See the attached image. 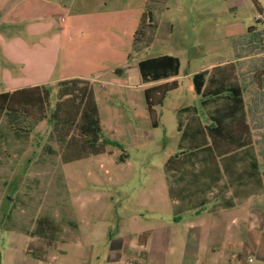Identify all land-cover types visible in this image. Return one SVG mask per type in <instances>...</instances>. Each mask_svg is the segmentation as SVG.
<instances>
[{"label":"rangeland","instance_id":"374dc122","mask_svg":"<svg viewBox=\"0 0 264 264\" xmlns=\"http://www.w3.org/2000/svg\"><path fill=\"white\" fill-rule=\"evenodd\" d=\"M20 1L15 0V4ZM49 1L50 5L45 13L37 11L34 16L24 14L12 18L14 21L0 22V33L17 37L15 41L19 40L12 44L0 37L4 40L0 41V91L11 87H28L36 82L48 84L51 92L47 112L56 102V79L59 77L101 69L100 76H105L108 80L107 77L112 76L116 67H136L141 58L163 53H178L190 58L187 60L184 57L182 73L178 78L179 86L167 92L162 102L153 107L155 116L150 119L146 115L144 96L140 88L138 93L134 92L131 103L128 101L127 88H123L122 96L119 93L110 96L107 95V90L111 85L107 90L94 86L100 117L105 124L104 135L119 141L122 148L108 144L98 155L64 162L60 157L62 146L47 139L50 130L47 121L37 122L30 129L27 139H13V134L8 132L7 140L0 146V250L4 249L1 248L3 245L8 247L15 241L28 245L29 237L18 235L22 234L20 228L22 225L30 228L33 218L45 211L55 219L63 216L77 218L81 214L84 220L79 229L81 237L86 232L85 228L93 227L100 237L111 229L112 234H126L124 239L128 244H134L137 239L136 243L140 245L147 233L139 234L137 229L154 225L159 220V215L170 216L169 212L160 210L161 207H166V202L168 204L164 193L166 201L159 206L160 190L165 189L163 186L167 182L171 193L175 194L176 188L183 184V181L176 178L172 181V173L164 175L163 170L165 161L178 151V117L175 110L184 105L201 108L200 96L194 92L191 78L186 71L230 59L233 49L225 50V44H229L231 38H224V27L231 23L263 27L260 15L264 7L259 12L249 0H246L247 4L244 6L238 5L235 9L230 8V2L237 0H162L158 4L152 3L153 6L157 5L151 9L157 23L156 33L147 47L134 52L131 42L128 41L122 43L118 51L110 50L113 41L106 39L109 35L106 32H101L94 38L92 32L96 27L106 28L116 22L106 14L101 16L91 13L92 0ZM257 1L261 6L264 0ZM108 3L113 5L116 1L110 0ZM27 17L31 18L24 20ZM4 20L10 19L6 17ZM3 23L6 25H2ZM100 38L106 40L101 45H95L94 40ZM234 38L235 36L232 37ZM105 55L107 56L104 59L94 65L97 58ZM120 90L122 88L113 86L111 94ZM250 93L245 94L248 108L252 103ZM112 104L121 110L123 120L115 118L116 110L111 108ZM31 110L32 114L38 115L37 108ZM200 110L201 117H204L205 109ZM248 115L253 129L251 140L253 136L256 144H251L246 150L258 156L260 167L256 178L259 183L256 178L251 180L246 176L248 166L245 164V171L241 172L240 178H236L242 181V186L234 183L235 178L220 176V180L213 183L209 191L195 194V197L189 199L190 202L185 197L184 200L188 202L184 204H197V199L205 198L209 205L226 207L229 202L239 203L246 200L247 196L250 198L251 193L259 192L261 197H255L254 203L258 204L256 207L259 206L264 214V112L257 117L249 110ZM4 118L0 112V125ZM153 122L157 126L152 127ZM107 126L114 128L115 132ZM128 126L135 128L137 132L136 141L133 143L122 136L129 130ZM46 142L53 146L55 153H40ZM121 155H124L122 160ZM182 192L188 193V190L184 189ZM137 198L141 200L136 201ZM137 202H149L152 208L158 210H152L148 206L139 208L142 209H137L142 218L135 220L137 216L130 209ZM10 207L14 228L7 229L3 223ZM213 210L215 208L211 211ZM172 211L173 214L176 213L175 208ZM231 212L228 208L226 217L221 216L225 220L217 222L215 229L222 233L235 232L238 223L232 220ZM241 225L245 231L246 224L238 226ZM261 227L264 231V221ZM248 235L252 241L250 231ZM261 235L260 247L264 248V232ZM100 241L103 246H107V240ZM223 244L237 247L238 241L229 239ZM249 257L256 259L254 253H249Z\"/></svg>","mask_w":264,"mask_h":264},{"label":"crops","instance_id":"0c3cea01","mask_svg":"<svg viewBox=\"0 0 264 264\" xmlns=\"http://www.w3.org/2000/svg\"><path fill=\"white\" fill-rule=\"evenodd\" d=\"M85 1L89 2L90 0ZM92 1L91 5H93V9H91V11L93 12L91 13H97L101 16L106 14L109 19L113 18V22H116L115 25L106 28L96 27L92 32L94 38H97L101 32L109 34L106 39L110 42L113 41L112 45L110 44V50L113 51H118L119 46L126 41L132 44L133 33L138 26V20H140L141 14L145 9L147 0H115L116 4L113 5L108 3L110 0ZM249 1L255 8L253 1ZM153 2L158 4L159 0H153ZM14 4L15 0H0V22H11L14 21L12 18L24 14L34 16L37 11L45 13L50 5V1L21 0L18 4ZM230 4V8L235 9L238 8V5L244 6L247 2L246 0H237L230 2ZM153 7H157V5ZM259 7V12H261L262 6L259 5ZM262 12L260 20L264 23V10H262ZM152 15L154 18L153 12ZM6 17L10 20H4ZM29 18L31 17H27L24 20H28ZM258 18L259 17H257V19ZM2 25L6 24L3 23ZM223 35L225 39L231 38L230 43L225 44V50L229 48L230 50L233 49L232 57L216 64L213 63L206 67H201V69H195L193 71L187 70L186 74L192 79L194 73L206 70L208 72L207 75L214 74L223 77L226 76L225 78H230L231 81L237 83V85L242 88L246 123L249 125L250 132L252 133L253 129L250 125L248 115L249 110L252 114L257 115V117L264 112V71H262L264 69V25L259 28L258 25L245 26V24L231 23L224 27ZM234 36L235 38L232 39ZM0 37L11 41L12 44H14V42L18 43L19 41H15L17 37L12 35L6 36L0 33ZM106 39L100 38L94 40V44L101 45ZM0 41L3 42L4 40L0 39ZM107 55L97 58L95 63L93 62L94 65L98 64ZM172 55L179 58V74L156 81L143 82L141 80L138 69V61L140 59L136 63L137 70L134 66H127L126 68L123 66L121 67L123 68V72L121 74H115L114 70L118 68L116 67L112 72V76L107 77L108 80L104 78L105 76H100L101 69L86 71L80 74H68L56 80L59 81L69 78L91 80L93 82V91L94 86L107 90L108 86L111 85V88L107 90V95L110 96L117 93L122 96L124 91L123 88H127L129 89L127 90L128 101L132 103L131 99L133 98V94L134 92L138 93L139 88L144 96V90L155 85L176 81L177 87L179 86L178 78L182 73L184 57L187 58V60H189L190 57L181 56L178 53H173ZM39 83L41 82H36L28 86L38 85ZM113 86L120 87L122 90H120V92L115 91L111 94ZM18 88L21 87H11L6 91H13ZM247 92H251L250 96L252 97L250 108L246 105L245 94ZM94 96L98 106V96L95 94V91ZM107 99L109 100L108 96ZM110 106L116 110L115 118L117 120H123V113L121 110L118 109L115 104ZM145 106L147 111L146 115L148 114L150 119L146 101ZM185 106L189 105L177 108L175 110L176 114L178 109ZM193 106L197 107L196 105ZM197 109L198 112L201 113L200 109L203 108L197 107ZM98 112L104 132L106 129L100 117L99 106ZM154 114L153 109V116H155ZM152 124V127L157 126L156 122ZM107 128L115 132L114 128L111 126H107ZM128 129L125 135L122 136H124V138L126 137L130 143H133L137 138L136 129L130 126H128ZM112 140L117 141L116 139ZM257 143L259 144V142ZM1 144L2 143H0V145ZM251 144H256V140L253 136ZM254 156L259 165L257 154ZM214 161L216 162L214 163ZM246 161L243 155L238 153H230L222 158L216 157L215 159L212 158L211 155H199L198 157L192 158V164L189 170L199 172L202 169L217 168L218 170L219 168L220 171H223L220 175L221 177H235L234 183L237 186H242V181L236 178H240L241 172L245 171V164L247 165ZM208 179L207 175L203 176V182H207ZM255 180L259 183L258 178ZM164 187L165 189H161L159 192L158 199H161L159 206H162L166 201L164 196V193H166L168 204L166 202V207H161L160 210L162 212H169L170 216L164 217L159 215V220L157 219L154 225L150 227L146 225L137 229L139 234L147 233L143 243L140 245L136 243L138 241L137 239H135L136 242L134 244H128L124 239V235L126 234L121 235L118 231V233L112 234L111 229L100 237V235L95 233L93 227L85 228L86 232H84L83 237H81L79 229L80 224L84 221L81 214L77 218L63 216L61 219H55L50 213L45 211L44 214H40L37 218H33V224L30 228H26L23 225L21 226L20 231L22 234L18 235L19 237H29L27 238L29 242L28 245L15 241L14 244L8 247H4V245L1 247L4 249L2 251L0 250V264H101L102 262H104V264H264V248L260 247L263 236L261 234L264 232L262 229L263 227H261L264 221V214L261 213L259 206L256 207L258 204L254 203L255 197H261V193L253 192L250 198L247 196V199L244 200L245 202L243 200L239 203L229 202L228 206L222 207V205H209L205 198L197 199V204H184L188 202L192 196L195 197V194L202 192L201 189L195 186H190L186 196L177 195L174 197L169 195L167 182L163 188ZM209 190L210 189L206 188L203 191ZM185 197H187L188 201L184 200ZM236 197L237 196H235V198ZM239 197L240 196H238V198ZM138 200L141 199L137 198L136 201ZM144 206H148V208L152 210H158L152 208L149 202H137L135 207L130 209L133 210L131 212L135 213V216H137L134 218L135 220L142 218L139 212V210L142 209L139 208H144ZM156 206L158 207V203H156ZM173 208L182 210L178 214H173ZM213 208H215V210L211 211ZM228 208L232 211V220H235L238 225L246 224L245 231L242 230V225L240 227L237 225L234 233H222L219 232L218 229H215L218 225L217 222H223L225 220V218L223 219L221 216L226 217ZM216 214L219 216H215ZM10 226L9 229L14 228L12 219ZM249 231L252 235V241H250L248 235ZM102 239L107 240V246H103L100 241ZM229 239L238 241L237 247H229L223 244L224 241H228ZM220 246H223V248ZM249 253H254L256 259L250 258ZM131 258H136V260L132 261Z\"/></svg>","mask_w":264,"mask_h":264},{"label":"trees","instance_id":"16d2710c","mask_svg":"<svg viewBox=\"0 0 264 264\" xmlns=\"http://www.w3.org/2000/svg\"><path fill=\"white\" fill-rule=\"evenodd\" d=\"M252 1L259 11L258 1ZM149 3L152 5L154 2L147 0L138 26L133 33L134 52L147 47L156 33L157 23L151 11L153 5ZM179 68V58L167 53L138 61V69L143 82L176 76L179 74ZM114 72L121 74L123 68L118 67ZM207 73L206 70L196 72L191 79L193 90L200 96V105L205 109L204 117H201L197 107L193 105L177 110L178 151L165 161L164 171L167 175L172 173L170 174L172 181L176 178L178 181H183V184L176 188L175 194H172L168 188L171 197L176 194L186 196L188 193H183L182 190H188L190 186H195L202 191L209 189L213 183L220 180L223 171L219 168L218 170L217 168L202 169L199 172L189 170L192 158L199 155H211L215 159L230 153L236 154L237 150H241L243 152L238 154L243 155L244 160H247L246 176L251 179L256 178L259 171L260 165L255 159V154L246 150L251 145V132L246 123L242 88L230 78H225L226 76L207 75ZM176 87V81H171L144 90L150 118H153V107L160 104L167 92ZM56 88V102L49 112L46 111L51 92L48 84L1 92L0 112L5 118L0 125V143L3 144L7 140L8 132L13 134V139H27L30 129L37 122L47 121L50 124L47 139L56 141L62 146L60 157L64 162L100 154L103 152V147L108 144L122 148L119 142L104 135L93 83L90 80L62 79L56 82ZM32 108L39 110L38 115L31 113ZM55 152L53 146L46 142L42 145L40 153L51 155ZM123 157L124 155H121L120 159L122 160ZM204 175L209 178L207 182H203ZM232 178L235 177H229V179ZM181 210L176 209L175 214ZM4 219L3 226L9 229L12 207L5 214Z\"/></svg>","mask_w":264,"mask_h":264},{"label":"built area","instance_id":"2783aa9c","mask_svg":"<svg viewBox=\"0 0 264 264\" xmlns=\"http://www.w3.org/2000/svg\"><path fill=\"white\" fill-rule=\"evenodd\" d=\"M261 6L264 7V1L261 3Z\"/></svg>","mask_w":264,"mask_h":264}]
</instances>
